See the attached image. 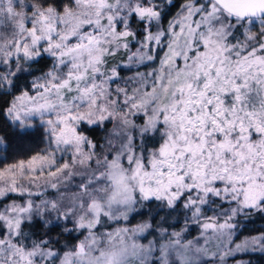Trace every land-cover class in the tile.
<instances>
[{"label":"snow or ice","instance_id":"obj_1","mask_svg":"<svg viewBox=\"0 0 264 264\" xmlns=\"http://www.w3.org/2000/svg\"><path fill=\"white\" fill-rule=\"evenodd\" d=\"M0 133V264L264 252V0H0Z\"/></svg>","mask_w":264,"mask_h":264},{"label":"trees","instance_id":"obj_2","mask_svg":"<svg viewBox=\"0 0 264 264\" xmlns=\"http://www.w3.org/2000/svg\"><path fill=\"white\" fill-rule=\"evenodd\" d=\"M95 134L97 138H100L103 135L100 130H96ZM9 139L11 141L10 145L9 141H5L4 145H0V158H2L0 159V166H3L5 163H11L16 159L24 158V154L29 148L38 150L43 147L39 138L35 136L31 139L26 138L24 141L19 140L15 136H10ZM138 221L139 218H137V222ZM236 223L238 224V227L235 229L236 233L233 235L234 239H245L264 233V214L253 213L248 217L240 216L236 219ZM198 232V228L193 227L192 235L189 238L196 236ZM53 236L55 237L56 234L53 233ZM67 238L66 234L65 237L61 238V243L63 244ZM149 238L151 239V237ZM212 248L215 250L214 243ZM236 254L233 257H228L225 264H238V262H243V264H264V252L259 250Z\"/></svg>","mask_w":264,"mask_h":264},{"label":"rangeland","instance_id":"obj_3","mask_svg":"<svg viewBox=\"0 0 264 264\" xmlns=\"http://www.w3.org/2000/svg\"><path fill=\"white\" fill-rule=\"evenodd\" d=\"M211 214H212V213H209V215H211ZM198 231H199V229H198ZM235 233H236V230H235ZM235 233H234V234H235ZM197 235H199V232L197 233ZM197 235H196V236H197ZM232 240H233V246H234L235 243H240V242L243 241L244 239H243V238H242V239H241V238H240V239H239V238H235V239L232 238ZM213 243L215 244L216 242L214 241ZM239 253H244V252H239ZM236 255H237V254H236ZM233 256H234V255H233ZM233 256H232V257H233ZM229 263H231V262H229Z\"/></svg>","mask_w":264,"mask_h":264}]
</instances>
